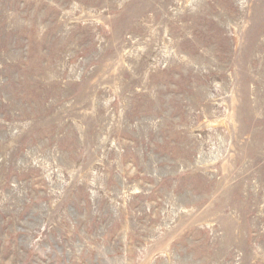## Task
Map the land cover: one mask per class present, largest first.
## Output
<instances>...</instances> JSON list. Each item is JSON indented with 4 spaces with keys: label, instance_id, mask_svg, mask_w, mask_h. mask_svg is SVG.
<instances>
[{
    "label": "rangeland",
    "instance_id": "obj_1",
    "mask_svg": "<svg viewBox=\"0 0 264 264\" xmlns=\"http://www.w3.org/2000/svg\"><path fill=\"white\" fill-rule=\"evenodd\" d=\"M0 264H264V0H0Z\"/></svg>",
    "mask_w": 264,
    "mask_h": 264
}]
</instances>
